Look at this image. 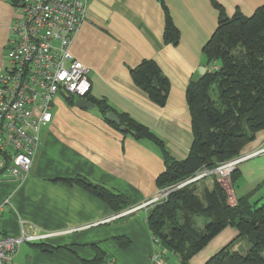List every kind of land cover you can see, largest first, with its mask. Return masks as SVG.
<instances>
[{"label":"crops","instance_id":"0c3cea01","mask_svg":"<svg viewBox=\"0 0 264 264\" xmlns=\"http://www.w3.org/2000/svg\"><path fill=\"white\" fill-rule=\"evenodd\" d=\"M15 1L0 0V73L6 67ZM87 2L69 51L88 69L89 98L146 127L174 160L185 159L194 139L186 92L190 82L200 78L198 69L206 68L202 47L216 30L221 12L248 18L264 6V0H163L179 36L174 45L164 41L166 14L157 0ZM150 60L169 81L163 107L149 100L130 76L141 61ZM74 102L68 104L62 96L54 99L52 119L40 129L28 175L20 181L0 177V203L7 201L0 232L17 236L28 225L64 232L43 243L21 244L11 264H82L92 261L97 250L105 255L106 264H149L148 258L157 253L154 245H161L154 243L145 221L149 206L143 205L160 193L156 179L164 173L165 162L150 143L111 127L95 106L83 110ZM263 149L261 130L240 156L258 154L237 166L234 183L229 179L221 183L230 205L251 193L254 199L264 197V152H259ZM75 178L122 196L126 207L113 212L82 187L67 184ZM258 185L262 186L254 192ZM131 209L135 210L122 214ZM118 237L129 246L119 247ZM242 241L235 228L226 227L193 260L203 264L229 244L232 250L245 249ZM38 245L52 250L44 253Z\"/></svg>","mask_w":264,"mask_h":264},{"label":"trees","instance_id":"16d2710c","mask_svg":"<svg viewBox=\"0 0 264 264\" xmlns=\"http://www.w3.org/2000/svg\"><path fill=\"white\" fill-rule=\"evenodd\" d=\"M157 1L166 14L164 41L174 45L179 39L177 29L171 23L163 0ZM217 22L216 30L202 47L205 74L191 81L186 92L194 139L185 159L174 160L158 137L128 115L117 114L103 101L89 98V94L85 96L101 111L104 119L107 113L113 112L120 119V126L125 128L122 133L132 131V138L146 141L159 150L165 162L164 173L156 179L160 190L176 186L204 168L213 170L238 157L256 132L264 130V6L248 18L240 13L227 17L221 12ZM130 76L149 100L159 107L165 105L170 91L169 81L155 62L141 61L130 70ZM66 100L68 104L74 102L73 98ZM109 124L119 130L118 126ZM238 177L239 172L234 170L230 183ZM210 178L211 187L205 185L201 192L198 182L192 183L170 191L163 203L149 207L145 221L151 236L158 239L161 247L171 251L180 264H187L223 229L233 227L248 246L232 250L229 244L210 257L206 264H264V197L254 199L251 193L230 205L227 192L216 181V175ZM66 182L101 199L113 212H119L127 205L122 196L113 195L83 179ZM261 186L258 185L254 192ZM181 209L184 214L179 220L178 211ZM195 216L200 217L199 223L193 221ZM115 241L121 248L129 246V241L123 237ZM38 247L44 253L52 250L48 246ZM95 253L92 261L81 263H107L101 251Z\"/></svg>","mask_w":264,"mask_h":264},{"label":"built area","instance_id":"2783aa9c","mask_svg":"<svg viewBox=\"0 0 264 264\" xmlns=\"http://www.w3.org/2000/svg\"><path fill=\"white\" fill-rule=\"evenodd\" d=\"M87 1L14 2L11 38L6 44L8 65L0 73V177L20 181L28 175L39 148L40 129L51 121L52 103L57 96L86 99L90 92L88 69L75 60L69 51L85 18ZM256 154L258 152L251 153L250 157ZM246 158L239 155L216 169L204 168L192 178L171 187L170 191L218 173L230 176L231 171ZM156 198L143 206L153 204ZM6 203H0V218ZM63 233L41 231L32 225L23 227L17 236L0 232V264H11L21 244L43 243ZM153 240L155 244L158 243V239ZM176 262L180 264L178 260ZM148 263L168 264L159 252L152 254Z\"/></svg>","mask_w":264,"mask_h":264},{"label":"rangeland","instance_id":"374dc122","mask_svg":"<svg viewBox=\"0 0 264 264\" xmlns=\"http://www.w3.org/2000/svg\"><path fill=\"white\" fill-rule=\"evenodd\" d=\"M6 55V54H5ZM8 65V61L6 60V63H5V66H7ZM264 150V149H263ZM263 150H261V152H264ZM257 155V154H256ZM244 156H247L248 158H246V160H248V159H250V158H253L252 156L250 157V154H245ZM246 160H244V161H246ZM243 162V161H242ZM240 164H242V163H240ZM239 164V165H240ZM237 168V166L235 167V169ZM234 169V170H235ZM233 170V171H234ZM233 171H231V173L233 172ZM231 173H230V175H231ZM222 173H218L217 175H216V179H217V182H219L220 184L223 182V181H227L228 179L230 180V176H225V175H221ZM219 179V180H218ZM211 184H212V179L210 178V177H208V178H205L204 180H202V181H199L198 183H197V186H198V188H199V191L201 192L202 190H203V188L205 187V185L207 186V187H211ZM196 186V185H195ZM170 189H171V187L169 186H167V188H163V189H161L160 190V193L158 194V196H157V198H156V202H154L153 204H151V205H149V207H152L153 208V205H156V203H163L164 201H165V194H167L169 191H170ZM199 192V195H201V193ZM163 193V195L161 196V194ZM161 196V197H160ZM201 197V196H200ZM264 202V201H263ZM261 203H259V205H260ZM151 208V209H152ZM183 214H184V211L181 209V210H179L178 211V219L179 220H181V217L183 216ZM193 221H195L196 223L198 222H200L201 221V219H200V217H197L196 218V216L193 218ZM35 228V227H34ZM241 243H243V246H248V244H247V242L246 241H242ZM155 246V250H157V253L159 252V253H162V255H163V258H164V260L168 263V264H176L177 262H176V257L173 255V253L170 251V252H168L167 250H165V249H162L160 246H156V245H154ZM210 258V257H209ZM208 258V259H209ZM194 258L192 257L191 259H189L188 260V263L187 264H191L192 263V261H193V264H195L196 263V261L195 260H193ZM208 260H206V262H207ZM206 262H204L203 264H206Z\"/></svg>","mask_w":264,"mask_h":264},{"label":"water","instance_id":"95a60500","mask_svg":"<svg viewBox=\"0 0 264 264\" xmlns=\"http://www.w3.org/2000/svg\"><path fill=\"white\" fill-rule=\"evenodd\" d=\"M204 72H205V67H200L198 69L199 75H201V76L204 75L205 74ZM74 105H75V107H77L79 109H83V110H91L94 108L93 103L88 102L87 99H82V98H76ZM105 120L108 123L114 124V126H118L120 132L125 130V128L123 126H120V119L113 112L107 113V115L105 116ZM129 133L131 135H133L132 131H130Z\"/></svg>","mask_w":264,"mask_h":264},{"label":"bare ground","instance_id":"6f19581e","mask_svg":"<svg viewBox=\"0 0 264 264\" xmlns=\"http://www.w3.org/2000/svg\"><path fill=\"white\" fill-rule=\"evenodd\" d=\"M6 50V49H5ZM88 96V95H87ZM59 97V96H58ZM118 215V214H117Z\"/></svg>","mask_w":264,"mask_h":264}]
</instances>
